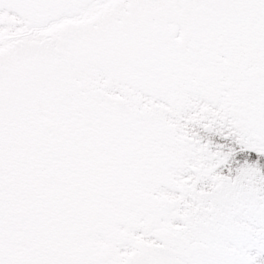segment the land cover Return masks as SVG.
Segmentation results:
<instances>
[{"label":"snow or ice","instance_id":"obj_1","mask_svg":"<svg viewBox=\"0 0 264 264\" xmlns=\"http://www.w3.org/2000/svg\"><path fill=\"white\" fill-rule=\"evenodd\" d=\"M0 264H264V0H0Z\"/></svg>","mask_w":264,"mask_h":264}]
</instances>
